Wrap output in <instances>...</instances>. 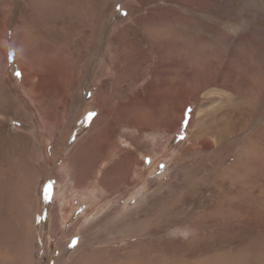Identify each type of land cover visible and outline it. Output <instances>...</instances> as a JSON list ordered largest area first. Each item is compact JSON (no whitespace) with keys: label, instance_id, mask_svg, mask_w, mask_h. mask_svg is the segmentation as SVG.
Returning a JSON list of instances; mask_svg holds the SVG:
<instances>
[{"label":"rangeland","instance_id":"obj_1","mask_svg":"<svg viewBox=\"0 0 264 264\" xmlns=\"http://www.w3.org/2000/svg\"><path fill=\"white\" fill-rule=\"evenodd\" d=\"M0 264H264V0H0Z\"/></svg>","mask_w":264,"mask_h":264},{"label":"bare ground","instance_id":"obj_2","mask_svg":"<svg viewBox=\"0 0 264 264\" xmlns=\"http://www.w3.org/2000/svg\"><path fill=\"white\" fill-rule=\"evenodd\" d=\"M86 231V230H85Z\"/></svg>","mask_w":264,"mask_h":264},{"label":"snow or ice","instance_id":"obj_3","mask_svg":"<svg viewBox=\"0 0 264 264\" xmlns=\"http://www.w3.org/2000/svg\"><path fill=\"white\" fill-rule=\"evenodd\" d=\"M75 243V242H74Z\"/></svg>","mask_w":264,"mask_h":264}]
</instances>
